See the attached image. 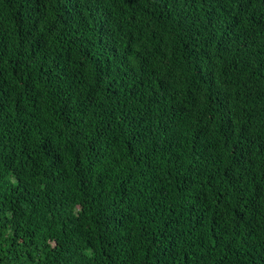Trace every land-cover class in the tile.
Here are the masks:
<instances>
[{
  "label": "trees",
  "instance_id": "obj_1",
  "mask_svg": "<svg viewBox=\"0 0 264 264\" xmlns=\"http://www.w3.org/2000/svg\"><path fill=\"white\" fill-rule=\"evenodd\" d=\"M0 264H264V0H0Z\"/></svg>",
  "mask_w": 264,
  "mask_h": 264
}]
</instances>
